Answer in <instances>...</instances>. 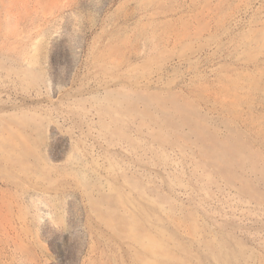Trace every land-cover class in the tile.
<instances>
[{
    "label": "rangeland",
    "instance_id": "rangeland-1",
    "mask_svg": "<svg viewBox=\"0 0 264 264\" xmlns=\"http://www.w3.org/2000/svg\"><path fill=\"white\" fill-rule=\"evenodd\" d=\"M0 264H264V0H0Z\"/></svg>",
    "mask_w": 264,
    "mask_h": 264
}]
</instances>
